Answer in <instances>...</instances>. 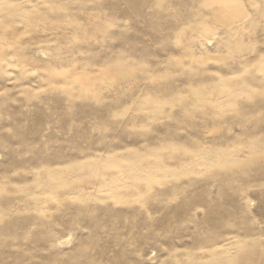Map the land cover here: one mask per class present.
<instances>
[{
    "label": "rangeland",
    "instance_id": "374dc122",
    "mask_svg": "<svg viewBox=\"0 0 264 264\" xmlns=\"http://www.w3.org/2000/svg\"><path fill=\"white\" fill-rule=\"evenodd\" d=\"M0 264H264V0H0Z\"/></svg>",
    "mask_w": 264,
    "mask_h": 264
},
{
    "label": "bare ground",
    "instance_id": "6f19581e",
    "mask_svg": "<svg viewBox=\"0 0 264 264\" xmlns=\"http://www.w3.org/2000/svg\"><path fill=\"white\" fill-rule=\"evenodd\" d=\"M235 8H236V7H235ZM228 9L231 10L230 7H229ZM236 11H237V10H236Z\"/></svg>",
    "mask_w": 264,
    "mask_h": 264
}]
</instances>
